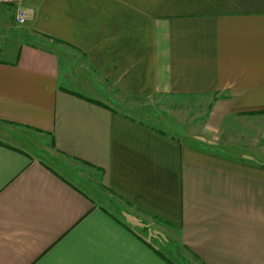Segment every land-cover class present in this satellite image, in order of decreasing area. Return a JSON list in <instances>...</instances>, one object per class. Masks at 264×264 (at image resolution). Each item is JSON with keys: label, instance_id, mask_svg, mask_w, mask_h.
<instances>
[{"label": "crops", "instance_id": "obj_1", "mask_svg": "<svg viewBox=\"0 0 264 264\" xmlns=\"http://www.w3.org/2000/svg\"><path fill=\"white\" fill-rule=\"evenodd\" d=\"M24 5L20 26L0 4V264H264L262 152L215 153L124 106L264 120V0Z\"/></svg>", "mask_w": 264, "mask_h": 264}, {"label": "rangeland", "instance_id": "obj_2", "mask_svg": "<svg viewBox=\"0 0 264 264\" xmlns=\"http://www.w3.org/2000/svg\"><path fill=\"white\" fill-rule=\"evenodd\" d=\"M129 102L124 106L132 108L128 113L137 120L150 123L203 149L247 161H259L256 154L260 151V157L264 158V120L231 118L215 129L207 126L206 104L200 99L157 96L146 101ZM40 159L80 186L82 176L78 168H69L67 161ZM188 260L190 264H197L191 256Z\"/></svg>", "mask_w": 264, "mask_h": 264}, {"label": "built area", "instance_id": "obj_3", "mask_svg": "<svg viewBox=\"0 0 264 264\" xmlns=\"http://www.w3.org/2000/svg\"><path fill=\"white\" fill-rule=\"evenodd\" d=\"M25 0H0L1 5L12 6L14 9V20L17 25H23L27 19V10L23 6Z\"/></svg>", "mask_w": 264, "mask_h": 264}]
</instances>
